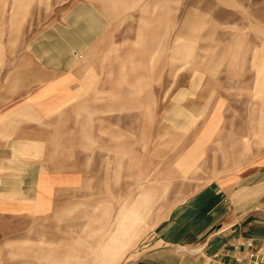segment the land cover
I'll return each instance as SVG.
<instances>
[{"label":"rangeland","instance_id":"rangeland-1","mask_svg":"<svg viewBox=\"0 0 264 264\" xmlns=\"http://www.w3.org/2000/svg\"><path fill=\"white\" fill-rule=\"evenodd\" d=\"M12 1L60 74L28 98L44 145L0 264H218L220 206L264 156V0Z\"/></svg>","mask_w":264,"mask_h":264},{"label":"crops","instance_id":"crops-1","mask_svg":"<svg viewBox=\"0 0 264 264\" xmlns=\"http://www.w3.org/2000/svg\"><path fill=\"white\" fill-rule=\"evenodd\" d=\"M44 57L43 33L29 27L26 3L18 6L12 0H0V240L13 214L22 212L29 200L28 145H44L43 115L38 105H29L28 100L31 97L38 103L43 96L38 88L44 82L43 76H51L54 81V76L60 74L58 57L50 68L45 67ZM244 160L247 163L240 178L244 184L234 188L233 203L220 206L224 212L215 223L227 222V227L210 237L214 244L227 241L218 248L222 252L215 255L218 264H232L246 240L264 248V229L255 231L256 227H251V222L261 225L264 216L257 214L260 220L256 222L249 215L253 208L264 210V156L250 154Z\"/></svg>","mask_w":264,"mask_h":264},{"label":"built area","instance_id":"built-area-1","mask_svg":"<svg viewBox=\"0 0 264 264\" xmlns=\"http://www.w3.org/2000/svg\"><path fill=\"white\" fill-rule=\"evenodd\" d=\"M232 264H264V248L256 247L252 240H246Z\"/></svg>","mask_w":264,"mask_h":264}]
</instances>
